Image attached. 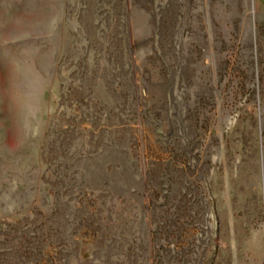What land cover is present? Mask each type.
<instances>
[{
  "label": "rangeland",
  "instance_id": "374dc122",
  "mask_svg": "<svg viewBox=\"0 0 264 264\" xmlns=\"http://www.w3.org/2000/svg\"><path fill=\"white\" fill-rule=\"evenodd\" d=\"M0 264H264V7L0 0Z\"/></svg>",
  "mask_w": 264,
  "mask_h": 264
},
{
  "label": "crops",
  "instance_id": "0c3cea01",
  "mask_svg": "<svg viewBox=\"0 0 264 264\" xmlns=\"http://www.w3.org/2000/svg\"><path fill=\"white\" fill-rule=\"evenodd\" d=\"M257 3H258L260 6L264 7V0H257Z\"/></svg>",
  "mask_w": 264,
  "mask_h": 264
}]
</instances>
